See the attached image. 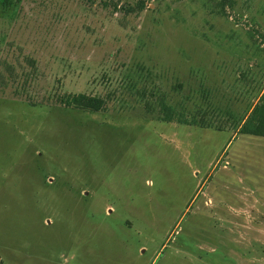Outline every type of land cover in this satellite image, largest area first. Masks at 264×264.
<instances>
[{"label": "rangeland", "instance_id": "obj_1", "mask_svg": "<svg viewBox=\"0 0 264 264\" xmlns=\"http://www.w3.org/2000/svg\"><path fill=\"white\" fill-rule=\"evenodd\" d=\"M3 1L0 264H264V0Z\"/></svg>", "mask_w": 264, "mask_h": 264}, {"label": "trees", "instance_id": "obj_2", "mask_svg": "<svg viewBox=\"0 0 264 264\" xmlns=\"http://www.w3.org/2000/svg\"><path fill=\"white\" fill-rule=\"evenodd\" d=\"M12 1L13 0H4L2 4L7 7L11 5ZM58 101L66 107H73L91 112H98L104 107V101L102 99L83 94L64 95L59 97ZM239 132L241 134L264 137V101L252 109L248 121L243 124Z\"/></svg>", "mask_w": 264, "mask_h": 264}]
</instances>
